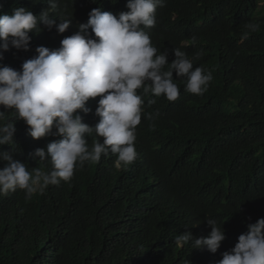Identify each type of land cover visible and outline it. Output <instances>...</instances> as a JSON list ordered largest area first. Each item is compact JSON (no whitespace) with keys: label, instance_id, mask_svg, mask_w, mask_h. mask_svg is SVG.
I'll return each instance as SVG.
<instances>
[{"label":"trees","instance_id":"trees-1","mask_svg":"<svg viewBox=\"0 0 264 264\" xmlns=\"http://www.w3.org/2000/svg\"><path fill=\"white\" fill-rule=\"evenodd\" d=\"M260 1L163 0L164 6L156 10V26L144 30L159 52L168 50V63L175 59L176 47L190 60L203 50L193 64L212 71L208 90L193 95L176 80L180 94L175 101L145 97L136 129L138 156L129 166L115 168L116 157L110 154L77 169L70 182L49 186L30 200L19 189L0 195V264H218L247 225L264 218ZM127 3L58 0L54 15L72 17L69 29L58 34L55 27L48 30L40 25L39 34H29V51L10 47L0 53V67L20 71L26 60L37 55V47L58 49L62 39L87 23L93 9L118 17L128 11ZM47 7L46 0H0V16L11 15L14 8L39 15ZM250 21L258 23L259 30L241 40L243 26ZM89 33L94 38L91 29ZM192 36L197 37L195 45L183 43ZM99 99L88 101L89 113H76L83 123L94 127L99 122L95 115ZM148 99L156 103L149 105ZM147 114L154 119H147ZM8 119L16 128L15 143L0 146V152H10L29 171L42 166L39 158H33L35 151H46L60 137L34 140L24 121L11 115ZM6 163L0 159V169ZM43 166L51 168L47 162ZM205 218L215 219L225 232L215 254L173 243L188 231L195 238L207 237L211 229Z\"/></svg>","mask_w":264,"mask_h":264},{"label":"clouds","instance_id":"clouds-1","mask_svg":"<svg viewBox=\"0 0 264 264\" xmlns=\"http://www.w3.org/2000/svg\"><path fill=\"white\" fill-rule=\"evenodd\" d=\"M46 4L48 7L39 15L14 8L11 15L0 16V53L10 47L29 51V34H39L40 25L48 30L55 27L58 34L69 29L72 17L54 15L58 0H46ZM163 6V0H128V11L118 17L93 9L87 23L79 24L78 31L62 39L58 49L37 47V55L26 60L20 71L0 67V107L5 109L0 111V146L15 143L16 128L8 119L10 115L24 121L34 140L48 135L60 137L49 143L46 151H35L33 158H39L42 166L31 171L26 164L14 160L10 152H0V159L7 162L0 169V195L19 189L25 193V200H30L49 186L70 182L77 169H83L86 163H99L102 156L110 154L116 157L115 168L129 166L138 156L136 129L145 97L163 96L169 102L175 101L180 94L176 80H181L184 91L193 95L201 96L208 90L212 71L194 68L193 64L194 59L204 55L203 50L190 60L185 51L176 47L172 50L175 59L168 63V50L159 52L145 32L156 26V10ZM243 27L241 40H246L260 25L250 21ZM196 42L197 37L192 36L183 43ZM96 97L100 99L95 115L100 119L93 127L83 123L76 113H89L86 104ZM155 103V99H148L149 105ZM146 118L152 120L154 116L147 114ZM99 138H103L102 143ZM45 162L50 164V170L43 166ZM205 219L211 229L207 237L195 238L188 231L177 235L173 243L215 254L226 238L225 232L215 219ZM229 248L218 264H264V218L248 224L247 231Z\"/></svg>","mask_w":264,"mask_h":264},{"label":"rangeland","instance_id":"rangeland-1","mask_svg":"<svg viewBox=\"0 0 264 264\" xmlns=\"http://www.w3.org/2000/svg\"><path fill=\"white\" fill-rule=\"evenodd\" d=\"M259 5V10L264 12V0H261Z\"/></svg>","mask_w":264,"mask_h":264}]
</instances>
